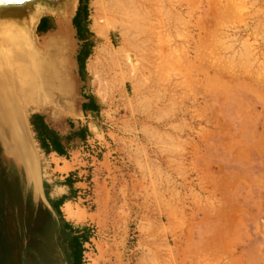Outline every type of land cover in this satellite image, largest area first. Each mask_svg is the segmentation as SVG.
I'll return each instance as SVG.
<instances>
[{"label": "rangeland", "instance_id": "1", "mask_svg": "<svg viewBox=\"0 0 264 264\" xmlns=\"http://www.w3.org/2000/svg\"><path fill=\"white\" fill-rule=\"evenodd\" d=\"M87 3L92 46L83 71L72 24L78 0L65 24L79 104L62 125L87 126L76 153L86 169L105 152L111 167L103 204L94 201L91 174L89 198L72 199L85 218L70 222L91 231L85 264H264V0ZM53 19L58 29L61 20ZM52 31L36 32L39 46ZM25 91L19 105L26 125L35 112L58 125ZM86 96L94 97L97 111L81 112ZM26 130L37 193L14 155L5 150L8 160L0 161L4 177L19 186L7 208L21 243L16 264H34L25 254L28 201L47 207L41 178L50 172L47 155ZM48 242L35 264H66L51 237Z\"/></svg>", "mask_w": 264, "mask_h": 264}, {"label": "trees", "instance_id": "2", "mask_svg": "<svg viewBox=\"0 0 264 264\" xmlns=\"http://www.w3.org/2000/svg\"><path fill=\"white\" fill-rule=\"evenodd\" d=\"M88 0H78L75 13L72 17V24L76 32L77 38L82 42L76 60L80 71H83L85 59L90 54L91 44L88 41ZM54 28L53 18L46 16L40 20L37 27L39 33H46ZM82 104V109L98 110V107L91 101ZM29 124L34 139L38 143V147L44 154L55 152L60 156H66L68 150L83 143L89 135V130L85 125H76L69 123V130L64 134H60L54 130L45 121L42 113L35 112L29 117ZM7 157L3 154L0 147V161L5 162ZM3 168H0V264H16V260L21 255L20 237L17 231L11 225L13 214L7 209L13 205L19 195V186L15 182H10L3 175ZM15 181V180H14ZM65 197L58 200L48 198L50 207L31 206L30 216L32 222L28 225V244L25 246V254L31 255L36 263L37 256L42 255L41 246L49 243L50 237L53 239L56 247L62 253V259L66 264H85L84 251L85 243L91 238V231L86 226H75L72 222L67 221L60 210V205ZM30 217V218H31ZM14 231V232H13Z\"/></svg>", "mask_w": 264, "mask_h": 264}, {"label": "bare ground", "instance_id": "3", "mask_svg": "<svg viewBox=\"0 0 264 264\" xmlns=\"http://www.w3.org/2000/svg\"><path fill=\"white\" fill-rule=\"evenodd\" d=\"M67 10L62 13L64 18ZM40 12L41 10L34 8L24 22L25 28L22 27L23 30L16 34L7 33L3 40L11 47L9 55L0 53V137L4 143L8 142L5 131L10 127V133L14 134L16 139H25V120L19 105L22 89H26L24 94L41 101L44 108H48L46 98L52 96L56 80L62 84L65 93L70 92L73 83V78H67L64 74H70L66 25L61 23L59 32L47 36L40 46L30 38L34 20ZM66 210L67 206L65 212Z\"/></svg>", "mask_w": 264, "mask_h": 264}, {"label": "crops", "instance_id": "4", "mask_svg": "<svg viewBox=\"0 0 264 264\" xmlns=\"http://www.w3.org/2000/svg\"><path fill=\"white\" fill-rule=\"evenodd\" d=\"M91 97H92L91 101L94 103V105L98 107V103L95 101L94 97L93 96ZM89 100H90L89 96L83 98L80 104L81 112H84V110L82 109V104L89 102ZM91 111L94 112L97 110H91ZM76 113H78V110L76 111ZM42 114L44 115V113ZM29 127L31 128L30 124ZM52 128L58 131L60 134H64L69 130V129L64 130L63 129L64 126L62 124H58ZM7 141L8 142L6 143L3 142L4 148L9 154L15 155V157L19 160L22 167L25 169L27 178L33 183V186L35 187V191L37 193L40 179H38L37 176L36 161L30 147L27 131L25 134V139L23 141L16 139L14 134L8 132ZM77 148L78 146L69 149L67 153V157L60 156L55 152H51L47 154V158H48L47 167L50 170V172L47 173L48 175L47 178L44 177L43 179L41 178V184L43 186L42 193L45 202L49 204L48 198L55 201L62 197H65L63 203L60 205V210L63 211L66 217L65 219L67 221H75V222L82 221L85 218V215L84 212L73 209L72 199H74L76 195L82 193L84 188L87 186V183L90 182L89 180L90 178L87 177H89V174H91V181L94 182V201L103 204V202L106 200L107 195L109 194L107 185H104V182L106 177L110 176L108 171L109 168L111 167V162L109 160L108 152H105L103 153L97 165L94 166L92 171L86 169L85 166L87 165V163L81 159H77L76 157V153H78ZM70 153H73V156L70 157L68 155ZM104 171L107 173H105ZM102 174H104L105 177H103L100 180ZM66 205L70 206V209L74 214L73 218L67 217L65 212Z\"/></svg>", "mask_w": 264, "mask_h": 264}, {"label": "water", "instance_id": "5", "mask_svg": "<svg viewBox=\"0 0 264 264\" xmlns=\"http://www.w3.org/2000/svg\"><path fill=\"white\" fill-rule=\"evenodd\" d=\"M76 2L77 0H70L69 2L68 0H0V53L5 54V56H7V54L9 55L11 47L3 41L4 37H7V33L16 34V32H18L19 30H23V28H25L24 22L27 18H29L34 8H38L39 10H41V12L37 14L34 20V25L32 26L30 32V38L34 43H36V45H38L36 41V32L40 20L43 17L49 16L51 18H59L62 24H66L70 13L75 9ZM65 10H67V14H65L66 17L64 18L62 16V13ZM53 21V31L46 34L44 39L50 34H56L59 32L60 25L58 24V29H55V20L53 19ZM6 40L7 39H5V41ZM66 42L67 48H69L68 51H70L71 44L69 42V37L68 39H66ZM4 61L5 60H3V62ZM64 74L67 78H72V76H70V74H68L67 72H64ZM72 80L73 83L70 87L69 93L63 92L62 84H59L56 80L52 96L48 97V99L46 98L48 108L51 111L52 119L56 121L57 124H62V118H64L65 116L75 115L76 111L78 110V99L74 96L75 80ZM26 129H29L28 124L26 125ZM0 147L3 154L6 155V149L4 148L1 137ZM47 207L52 210L48 203Z\"/></svg>", "mask_w": 264, "mask_h": 264}, {"label": "built area", "instance_id": "6", "mask_svg": "<svg viewBox=\"0 0 264 264\" xmlns=\"http://www.w3.org/2000/svg\"><path fill=\"white\" fill-rule=\"evenodd\" d=\"M90 182L87 183V186L84 188L81 194H78V197L82 199V201H86L90 196Z\"/></svg>", "mask_w": 264, "mask_h": 264}]
</instances>
